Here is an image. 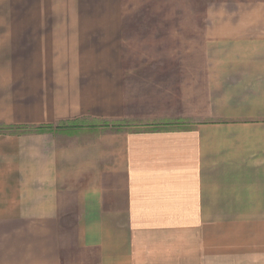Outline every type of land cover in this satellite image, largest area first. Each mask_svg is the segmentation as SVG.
I'll use <instances>...</instances> for the list:
<instances>
[{
	"label": "crops",
	"instance_id": "crops-1",
	"mask_svg": "<svg viewBox=\"0 0 264 264\" xmlns=\"http://www.w3.org/2000/svg\"><path fill=\"white\" fill-rule=\"evenodd\" d=\"M239 1L128 61L122 0H0V264H264V5Z\"/></svg>",
	"mask_w": 264,
	"mask_h": 264
},
{
	"label": "rangeland",
	"instance_id": "rangeland-1",
	"mask_svg": "<svg viewBox=\"0 0 264 264\" xmlns=\"http://www.w3.org/2000/svg\"><path fill=\"white\" fill-rule=\"evenodd\" d=\"M220 1L223 0H122V11L125 17L123 45L125 50L128 51L126 54L127 60L133 61L134 58L136 61H142L149 54L144 57L141 53L144 51L140 49L156 48L157 46L171 47L177 44V39L180 41L182 38L183 40V36V45H188L193 32L201 29L203 25L201 17L207 12L208 5ZM236 1L240 2L239 0ZM241 1H254L257 4L264 5V0ZM208 9L210 12H214L218 7L214 6V10L211 7ZM163 15H179L183 21H159L161 19L175 20L178 18H162L165 17ZM160 41L162 43L157 44ZM136 47H140L137 50L141 52L134 54L133 51ZM133 72L143 73V71H129V73ZM140 81L136 82L142 84L143 82ZM127 82L129 81L127 80ZM185 249L188 250V247H185ZM183 256H186L185 260L178 264H191L190 256H187V254Z\"/></svg>",
	"mask_w": 264,
	"mask_h": 264
},
{
	"label": "trees",
	"instance_id": "trees-1",
	"mask_svg": "<svg viewBox=\"0 0 264 264\" xmlns=\"http://www.w3.org/2000/svg\"><path fill=\"white\" fill-rule=\"evenodd\" d=\"M42 130V129H41Z\"/></svg>",
	"mask_w": 264,
	"mask_h": 264
}]
</instances>
